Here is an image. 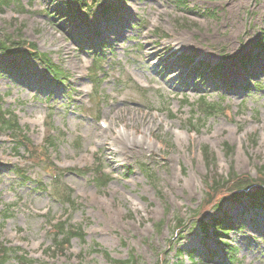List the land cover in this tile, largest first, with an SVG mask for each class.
<instances>
[{"label":"rangeland","instance_id":"obj_1","mask_svg":"<svg viewBox=\"0 0 264 264\" xmlns=\"http://www.w3.org/2000/svg\"><path fill=\"white\" fill-rule=\"evenodd\" d=\"M20 5L0 7V36L35 44L68 79L52 83L40 61L0 54L2 108L14 111L33 145L26 154L0 135V240L34 264H110L101 251L137 264H173L176 248L184 264H220L226 252L218 239L202 238L192 226L213 216V204L224 197L206 195L212 178L231 170L264 178V90L254 87L264 86V0ZM106 6L115 11L109 21L100 12ZM96 68L98 88L88 76ZM200 96L222 111L193 121ZM49 126L55 145L46 150ZM126 135L143 144L123 148L115 136ZM52 163L67 169L60 180L72 189L76 208L35 189L41 182L50 190L44 166ZM97 164L112 177L104 189L91 175L71 171ZM18 170L29 180L21 183ZM245 205L223 202L233 230L221 241L243 264H264V209ZM51 219L80 227L84 241L73 238L68 250L53 255Z\"/></svg>","mask_w":264,"mask_h":264},{"label":"trees","instance_id":"obj_2","mask_svg":"<svg viewBox=\"0 0 264 264\" xmlns=\"http://www.w3.org/2000/svg\"><path fill=\"white\" fill-rule=\"evenodd\" d=\"M20 0H0V7L3 5L16 3L20 7ZM77 4L81 8L91 9L93 2L95 0H75ZM20 10L19 12H21ZM264 38V36H263ZM20 39V38H19ZM262 47V44H259ZM0 54L4 56H11L14 54H20V56L27 57L31 56L40 62L43 63L46 70L55 77V79L60 78L64 75V72H60V68L53 64L49 59H47L46 55L40 54L37 52V48L35 44L31 42H24L21 40L14 41L12 36L6 35L0 36ZM249 58L244 59L247 61ZM193 106V105H192ZM195 107L198 110L199 114L202 117L207 118L215 113H218L221 109L218 103H210L205 97H199L195 102ZM193 125V124H191ZM9 133L10 137L15 141V150L20 147L25 150V153L29 154V147L33 149V146L29 142V140L22 135V131L20 130L17 121L9 110H5L2 108V98L0 97V133ZM49 145H53L52 139L48 137ZM227 147V146H226ZM203 152L206 156L208 153L207 147L204 146ZM207 159V158H206ZM16 173H20V171H15ZM51 174L53 176L52 181V189L54 197L61 201L63 204H67L69 207L74 206V200L72 198V192L65 188L59 178L61 171L56 168H51ZM93 184L97 189H102L107 186V184L111 181V177L103 172V168L98 167L93 170ZM20 176L24 177L22 173ZM23 180H26L23 178ZM39 188L45 191V187L43 185H39ZM207 193L206 195L212 193L214 196H224L219 198L220 202H215L212 206V209H215L217 212L216 217H212L209 221L204 222L203 219H198L193 221V228L198 230L201 234V237L207 236L208 230L210 229L211 235L222 238L227 237L228 233H230L233 229L225 222L224 217L225 212L221 211V202L229 201V202H242L246 200V206L251 209H264V178L260 177L258 179H253L249 176H238L232 170L228 173L225 178L220 177L219 179H211V183L207 184ZM224 190V191H221ZM213 200L208 202V204H212ZM6 217V215H5ZM180 225V220L177 219V225ZM182 225V224H181ZM55 229L52 234V254H63L69 247L70 241L73 238L84 241L85 235L82 232L80 227H73L68 224V221L57 223L53 226ZM94 246H97L96 244ZM225 250H230L231 248L224 244L223 247ZM50 251V250H49ZM105 260L110 264H137L134 258L129 256V259L126 260H116L109 257L108 253L100 252ZM194 251H189L188 255L190 260L192 259ZM182 251L179 249L175 250L176 261L173 264H184L182 260H180ZM207 254V253H206ZM208 255V254H207ZM212 255H214L212 253ZM228 264H240L236 260H234L232 255L227 256ZM10 260H14L16 264H33L34 261L27 258L26 254L15 248H6L5 245L0 243V264H9ZM195 264V263H192Z\"/></svg>","mask_w":264,"mask_h":264},{"label":"bare ground","instance_id":"obj_3","mask_svg":"<svg viewBox=\"0 0 264 264\" xmlns=\"http://www.w3.org/2000/svg\"><path fill=\"white\" fill-rule=\"evenodd\" d=\"M145 55H147V54L145 53ZM115 137L122 144L123 148H125V149H128L131 146L132 147L135 146V144L138 142L134 138H129L127 135H126V139H123L122 137H118V136H115ZM142 144L143 143H137L136 145L141 146Z\"/></svg>","mask_w":264,"mask_h":264}]
</instances>
